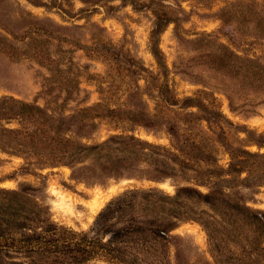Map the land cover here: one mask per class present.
Returning <instances> with one entry per match:
<instances>
[{
	"label": "rangeland",
	"instance_id": "obj_1",
	"mask_svg": "<svg viewBox=\"0 0 264 264\" xmlns=\"http://www.w3.org/2000/svg\"><path fill=\"white\" fill-rule=\"evenodd\" d=\"M3 96L55 115L87 109L80 139L128 156L91 180L73 173L90 156L39 167L33 153L23 170L21 154L0 149V185L31 186L56 222L89 230L111 199L151 189L148 201L179 213L148 246L160 264H216L206 228L223 251L253 236L244 205L264 211V0H0Z\"/></svg>",
	"mask_w": 264,
	"mask_h": 264
},
{
	"label": "trees",
	"instance_id": "obj_2",
	"mask_svg": "<svg viewBox=\"0 0 264 264\" xmlns=\"http://www.w3.org/2000/svg\"><path fill=\"white\" fill-rule=\"evenodd\" d=\"M86 110L55 115L39 105L3 96L0 120L18 117L25 124L8 127L0 123V149L21 154L25 160L23 170L30 169L34 161L39 167L60 163L75 166L90 156L91 164L77 165L74 174L91 180L116 174L118 163L128 156L122 150L121 154H110L105 149L110 147L109 142L91 145L80 139L86 135L81 131L90 130L94 124L81 115ZM28 189L33 188L0 185V264H160L152 257L157 253H148V246L171 236L177 224L179 213H172L175 209L167 207L172 216L167 217L161 203L148 201L147 194L153 190L132 189L108 201L89 230H76L53 220L49 206ZM179 192L174 196L162 192L158 197L174 201ZM137 206L140 213H136ZM244 208L256 227L253 236L244 234L247 243L240 249L223 251L216 230L206 228L216 264H264V211L246 205Z\"/></svg>",
	"mask_w": 264,
	"mask_h": 264
}]
</instances>
